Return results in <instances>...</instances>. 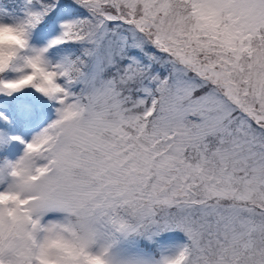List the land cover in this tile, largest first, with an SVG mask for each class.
<instances>
[{
  "label": "snow or ice",
  "instance_id": "obj_1",
  "mask_svg": "<svg viewBox=\"0 0 264 264\" xmlns=\"http://www.w3.org/2000/svg\"><path fill=\"white\" fill-rule=\"evenodd\" d=\"M0 264H264V0H0Z\"/></svg>",
  "mask_w": 264,
  "mask_h": 264
}]
</instances>
